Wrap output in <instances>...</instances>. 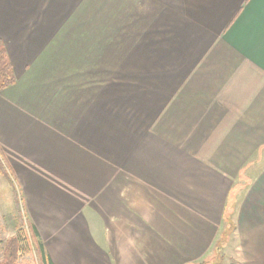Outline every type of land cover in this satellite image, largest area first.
<instances>
[{
  "label": "crops",
  "instance_id": "crops-1",
  "mask_svg": "<svg viewBox=\"0 0 264 264\" xmlns=\"http://www.w3.org/2000/svg\"><path fill=\"white\" fill-rule=\"evenodd\" d=\"M0 39L50 264H264V0H0Z\"/></svg>",
  "mask_w": 264,
  "mask_h": 264
},
{
  "label": "rangeland",
  "instance_id": "rangeland-1",
  "mask_svg": "<svg viewBox=\"0 0 264 264\" xmlns=\"http://www.w3.org/2000/svg\"><path fill=\"white\" fill-rule=\"evenodd\" d=\"M2 117L4 112L0 110V130L4 132L6 118L1 119ZM7 160L4 147L0 145V258L3 255L5 241L18 234L22 245L16 264H40L35 240L30 230L33 227L30 226L24 210L23 190L21 189L20 192V187L17 186V182H20L17 179L19 177L17 171L9 167ZM232 239L229 237V242L235 243Z\"/></svg>",
  "mask_w": 264,
  "mask_h": 264
},
{
  "label": "trees",
  "instance_id": "trees-1",
  "mask_svg": "<svg viewBox=\"0 0 264 264\" xmlns=\"http://www.w3.org/2000/svg\"><path fill=\"white\" fill-rule=\"evenodd\" d=\"M17 82L13 62L8 54L5 43L0 39V91L5 90L9 86ZM31 235L35 240L36 252L40 259V264H50L44 251V246L40 242L35 229H31ZM21 237L16 234L5 241L3 255L0 258V264H16L18 255L21 250Z\"/></svg>",
  "mask_w": 264,
  "mask_h": 264
}]
</instances>
